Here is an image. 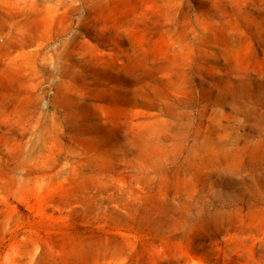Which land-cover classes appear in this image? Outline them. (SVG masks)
<instances>
[{"label": "rangeland", "instance_id": "1", "mask_svg": "<svg viewBox=\"0 0 264 264\" xmlns=\"http://www.w3.org/2000/svg\"><path fill=\"white\" fill-rule=\"evenodd\" d=\"M0 264H264V0H0Z\"/></svg>", "mask_w": 264, "mask_h": 264}]
</instances>
